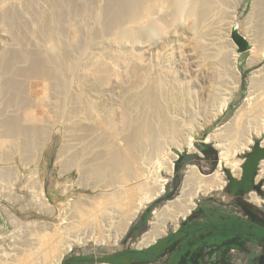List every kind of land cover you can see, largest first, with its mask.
Masks as SVG:
<instances>
[{
	"label": "bare ground",
	"instance_id": "6f19581e",
	"mask_svg": "<svg viewBox=\"0 0 264 264\" xmlns=\"http://www.w3.org/2000/svg\"><path fill=\"white\" fill-rule=\"evenodd\" d=\"M221 2L229 7L227 13L232 21L228 23L232 28L237 19L233 13L236 11L234 9H237L238 0H0V72H11L10 76L14 77L15 73L20 77L19 79L16 76V79H19L17 81L7 80L8 82L0 87V99L2 100V93L10 90V94L3 95L6 98L9 95L6 100L9 108L25 106L32 110L33 105L26 94L24 95L25 88L28 85L31 89L39 86L42 94L47 97L52 93L64 96L65 105L72 100L78 109H95L98 104L87 100L86 87L91 86L93 81L96 82V87H105L112 74L101 63V59H96L97 61H92L91 64V60L89 61L92 73L88 71L90 74H78V68L84 62L86 53L96 44L94 39L105 38L104 35H113L117 39L126 35L134 39H149L150 34L138 27L143 26L149 18L148 21L152 25L151 17L158 15L159 18L157 17L152 27L153 32L159 34L170 32L177 25L175 23L182 22L183 19L184 23L188 21L191 25L189 34L182 31L180 38L173 41L172 45L179 40L180 48L189 52L188 64L195 76L209 75L210 78L211 75L217 82L224 78L234 81V90L229 92L230 96L223 103L225 105L222 108L226 110L233 100V93L239 89L242 82L238 69L240 54L236 45L233 48L230 45V33L222 35L217 30L201 29L206 25L209 14L218 8ZM258 2L260 3L257 4V11L263 15L261 23L264 26V0ZM87 22L95 25L94 30H90L94 33L93 38L88 37L89 33L85 34V37L79 34L78 30L83 29ZM255 31V37L261 45L257 47V52L250 61L251 66L264 59V29ZM115 41L118 43V40ZM50 48L55 49L54 53H50L53 51ZM75 52L78 54L75 55ZM157 53H166L165 45ZM125 58L124 61L132 60L124 65L129 67V76L135 79L133 87L141 88L136 118L131 111H124L118 116L112 113L105 119L98 118L90 125H81L76 138V141H81V147L75 152L74 158L70 157L64 162L66 168L68 165L72 169L79 166L80 160L89 159L81 171L79 181L83 185L87 184L85 186L94 193L93 197L77 202L68 216H65L66 222L60 226L37 220L23 222L7 207H3L2 212L7 217L12 231L1 233L0 218V264H62L64 258L76 246L87 247L91 242L97 245L120 246L133 222L149 204L164 194L169 179L174 176V163L178 156L172 151V146L184 140L183 145L179 144L180 152L184 147L195 150L193 135L198 125L194 122L201 111L178 114L176 109L166 104L164 88L152 69L153 65L146 63L144 54L140 53L134 57L125 55ZM20 61H24L26 66H12L14 62ZM32 112L28 111L25 115L26 127L16 117L7 120L6 128L0 132V149L6 148V138L23 136L25 156L28 159L33 158L34 151L39 145L41 147L39 138L44 136L47 128L31 127V124L41 123V116ZM104 125H108L111 132L99 135V128H104ZM85 133L96 135L92 139L93 145L110 143L113 147L93 153L91 146L83 144ZM263 136L264 70H258L253 72L249 95L234 117L208 136L207 143H215L220 151L217 170L211 175H204L197 166H188L180 195L175 200L163 204L156 212L148 231L142 234L143 237L141 235L137 247H149L166 236L171 229H179L180 223L190 217L198 207L201 198L224 190L228 184L224 169L235 179H241L244 161L239 155L251 150L255 137ZM180 137L182 140L176 142ZM262 144L264 145V142ZM13 146L18 148L19 144L15 141ZM90 151L92 155L88 156ZM5 152L6 150L1 157L9 156V153ZM261 168L259 179L264 178V161ZM13 173V170L6 166L0 167L2 180L10 178ZM0 194L4 196L2 191ZM42 194L45 204L48 200L43 192ZM6 197L14 196L7 194ZM248 198L258 207L264 204V199L256 192L250 193ZM116 215L119 221L114 222L112 220ZM103 222L104 225L109 222V226L114 224L118 229L117 234L104 235L101 232Z\"/></svg>",
	"mask_w": 264,
	"mask_h": 264
},
{
	"label": "rangeland",
	"instance_id": "374dc122",
	"mask_svg": "<svg viewBox=\"0 0 264 264\" xmlns=\"http://www.w3.org/2000/svg\"><path fill=\"white\" fill-rule=\"evenodd\" d=\"M258 3H260L258 0H250L248 3H246V0H238V3L236 2L237 9H234L236 11L233 13V16L236 15L237 19L235 20V23L232 24V28H230L228 22L232 20L229 13H227L229 7L221 2L220 6L215 8V10L209 14L206 25L204 24L201 28L205 31L217 30L222 35L230 33L229 39L232 48L236 45L232 38V33L234 29H236L238 34L247 38V40L253 45L250 53H244L238 57V69L241 73L242 82L239 89L233 93V100L227 105L226 110L222 108L225 105L223 103H225L224 100H227L230 96L229 92H233L234 81L231 78H224V80L217 82L214 77H211V75L210 78L209 75L206 77L195 76L193 69L188 64L190 62L189 52L180 48L179 40L176 44L172 45L173 41L180 38L179 35L182 31H186L189 34L191 25L188 21L184 23L183 19L182 22L175 23V25H177H174L175 27H173V30L170 32L159 34L157 32H153L152 27L154 26L157 17L159 18L158 15L153 16L156 18L151 17L150 22H152V25L148 21L150 19L149 18L145 21V24L143 23L145 26L141 25L138 27V29L141 28L142 31L144 30V32L150 34L151 37L149 39H134L130 35H126L118 39L113 35L112 37H110L111 35H104L103 37L105 38L94 39L96 44L86 53L84 62L78 68V74H90L88 72L91 71L89 61L91 60V64L92 61L95 62L96 59H101V63H103V65L107 67L112 74L109 83L106 84L107 86L105 85V87L103 86L101 88L96 87V82L93 81L94 78L91 76L93 82L91 86L86 87V90L88 89L86 91V96L87 100L94 101L98 104L95 109H78L72 100L65 105L64 96H58L52 93L49 97H47L42 94L41 87L38 86L37 88H32V90L29 85L26 86V92L24 95L26 94L28 97L27 99H29L31 105H33L32 110L25 108V106H10L9 108L6 103L9 95L7 98L4 96L5 94L7 96V94H10L11 92L10 90H7L6 93H2V100L4 102L0 99V105L2 102L1 106L3 108H0V132L6 128V122L10 117L18 118L21 121V124L26 127L27 125L24 124L25 115H27L28 111H33L32 113L41 116V123L31 124V127H45V129L47 128L45 131L47 134L44 133L43 137L40 136L39 142H41V147L39 145V148H37L38 150L36 149L34 151L33 158L29 157L28 159V157L25 156L23 136L6 138L5 141H8L6 143V148L0 149V151H2L0 153V167L6 166L14 172L10 178L5 180L0 179V191L4 193L3 195L7 196V194H12L14 196L12 198H7L6 196L4 197L0 194L1 233L7 234L12 231V227L7 217L2 212L3 207H7L23 222L27 223L37 220L48 225L60 226L64 224L65 218L77 202H82L87 199V197H93L94 193L90 192L91 190L85 186L87 184L83 185L81 184V181H79L81 178L80 176H82L81 171L89 159L87 160V158H85L80 160L79 166H72L74 169H70L68 165L66 168V164L64 162H67L70 157L74 158L75 152L79 147H81V141H76L81 125L83 127L90 125L95 123L98 118L105 119V117L112 113L118 116V114H121L124 111H131L133 116L136 118L138 114L136 107L140 102L139 91L141 88L138 89L133 87L135 79H132L129 76V67L124 65L132 60H127L128 62L126 60L124 61V59H126L125 55L126 57H134L140 53L144 54L146 63H151L153 65L152 69L155 75L159 77L162 88H164L166 104L176 109L178 114H192L194 112L201 111L199 112L200 114L198 117H195L194 122L195 125H198V128H196V132L193 135L195 150H190L189 148L184 147V149L180 152L178 148L181 144L183 145L184 140L180 141L182 138H177L176 142L179 140L180 145H173L175 147L172 146V151L178 156L174 163L175 171H177L178 174L169 179V182L165 187L164 194L152 205V210H159L163 204L175 200V198L180 195V189L182 188L184 176L188 166H197L204 175H211L214 173L219 165L220 151L216 147L215 143H207L208 136L214 133L218 128L226 125L234 117L238 108L242 106L249 95L250 79L253 72L264 70V59L255 65H250L251 59L257 52V47L261 45V43H258V38L255 37V29H258V31H260V29H264V26L261 23V17H263V15L259 14L257 11ZM93 6L96 7V4ZM93 25L94 24L92 22H87V27L84 25L83 29L78 30L79 34L81 33L83 37H85V34L87 35V33H89L88 37H95L93 31H90L91 29L94 30L95 25ZM87 29H89V31ZM115 40H118V43ZM182 43H184V41H182ZM164 45L166 53L158 54V50L161 49V47H164ZM50 49L53 50L50 53H54L55 49ZM101 49L103 51H101ZM236 50L238 52V47ZM76 54L78 53L75 52V55ZM118 57L123 64L119 62L118 59L116 60ZM103 60H105V62ZM23 63L25 62H14L12 66L22 68V65L26 66V64ZM12 73L14 72L12 71ZM2 74L4 78H1ZM10 74L11 72L8 74L0 72V80L2 79L0 81V87H2V85L9 80L17 81L20 79V77L15 75V73L13 75L15 79L12 75L10 76ZM16 76L19 79H16ZM244 85H246L245 93L243 91ZM36 98H38L39 101ZM61 100L63 101L61 102ZM36 104H38L39 107ZM64 105L66 108H64ZM203 106L205 108H202ZM104 126V128H99V135L111 132L108 125ZM95 137V134L90 135L89 133H85V141L83 143H87L91 146L93 153L102 152L105 149L113 147L110 143H96L93 145L92 139ZM15 141L19 144L18 148H14L13 146ZM254 142H264V136L261 138L255 137ZM203 146L212 147V149L217 152V155L206 157L199 148ZM253 148V146L250 147L251 150H253ZM8 149L9 151L7 152ZM5 150V154L9 153V156L1 157ZM36 151L38 152L36 153ZM92 152L90 151L88 156H91ZM248 154L249 151H245L239 155V158L245 162ZM182 156H197L198 158L184 160L179 164ZM226 170L227 169L223 170L225 174ZM261 171L262 168L260 165L256 176L257 184L254 192L264 199V178L259 179V172ZM163 177L167 178L165 175H163ZM42 192L48 200L45 204L42 200ZM169 194H172L171 198L166 197V195ZM237 201H242L250 205L253 211L260 215V217L264 220V204L261 207H258L249 201L248 195L240 194L238 196H231L229 192L224 189L220 192H216V194L212 196L201 198L198 202V207L190 217L180 223L179 229H171L168 234L160 240H165L175 234L177 235L180 229L187 223L188 228H198L200 229L201 234H204L210 227L207 222L211 221L210 219L215 217V212L227 215L236 214L244 217L243 211H240L236 207ZM152 210L150 212H152ZM140 217H142V213ZM112 221H119L117 215ZM137 221L138 218L133 222L130 229L134 227ZM192 221L203 224L198 226V224ZM104 223L105 222L102 223L101 231L104 235L117 234L118 229L114 226V224L109 226V222H106L107 224L105 225ZM127 235L118 247H114L113 244H110L109 246L98 244V246L94 242H91L87 247L83 248L76 246L73 251L64 258L62 264H109L103 262L102 260L126 251L128 247V244L125 243ZM135 247H137V245H135ZM161 247L158 248V252L161 251ZM228 255L230 257L231 264H258V261L264 258V249L257 244L247 242L242 245L241 249L232 250ZM165 263L166 262L164 260H161L152 264Z\"/></svg>",
	"mask_w": 264,
	"mask_h": 264
},
{
	"label": "trees",
	"instance_id": "16d2710c",
	"mask_svg": "<svg viewBox=\"0 0 264 264\" xmlns=\"http://www.w3.org/2000/svg\"><path fill=\"white\" fill-rule=\"evenodd\" d=\"M243 91L245 93L246 85L243 86ZM199 148L206 157L217 155V152L210 146H203ZM193 158L198 157L182 156L179 164L181 161L183 162L184 160H191ZM166 197L171 198L172 194L166 195ZM236 204V207L240 211H243L244 217L236 214L227 215L215 212L214 228L217 229L215 233L210 237L203 236L196 237V239H194L193 235H203L201 234L200 229L196 228L195 232L191 236L188 235L191 241L190 244H182L185 238L178 240L172 247L173 250H176V248L179 247L174 264H207V258L211 259L213 256V251L211 253H206L208 248H215V250H217L218 247L220 251L219 256L217 257L219 259V264H231L228 254L233 249H241L244 243L251 242L264 249V220L260 217V215L255 213L252 207L247 203L237 201ZM199 225L201 224H198V226ZM210 229L211 228L209 227L207 231ZM206 233L207 232L204 234ZM177 234H182V228ZM228 241H231V243ZM212 243H215V245L209 247V244ZM225 246H229L226 248L227 251ZM160 247L161 251L158 252V248ZM168 250L169 245L166 244L164 240H159L155 246L147 250L124 251L102 261L109 264H152L164 258ZM258 264H264V258L260 259Z\"/></svg>",
	"mask_w": 264,
	"mask_h": 264
},
{
	"label": "water",
	"instance_id": "95a60500",
	"mask_svg": "<svg viewBox=\"0 0 264 264\" xmlns=\"http://www.w3.org/2000/svg\"><path fill=\"white\" fill-rule=\"evenodd\" d=\"M232 38L234 43L238 47V54L249 53L252 49V44L247 40V38L241 36L234 29L232 33ZM263 143V142H262ZM262 143H254L253 150H249V154L246 157V161L243 164V174L241 179H235L231 176L230 172L226 170V176L228 184L225 188L231 196L249 195L254 192L256 187V176L259 171L260 165L264 161V145ZM178 172L175 171L174 175H177ZM158 200V199H157ZM155 200L149 204L146 209L138 217L137 223L130 229L128 235L125 239V243L128 244L126 251H143L147 250L158 243V239L154 244L149 247L140 249L135 247L137 245L141 235L148 231L152 220L155 217L157 209H153L152 205L157 201ZM152 210V212H150ZM195 211V210H194ZM191 216V215H190Z\"/></svg>",
	"mask_w": 264,
	"mask_h": 264
},
{
	"label": "crops",
	"instance_id": "0c3cea01",
	"mask_svg": "<svg viewBox=\"0 0 264 264\" xmlns=\"http://www.w3.org/2000/svg\"><path fill=\"white\" fill-rule=\"evenodd\" d=\"M250 0H246V3H248ZM247 219V218H246ZM211 221H209V222H207V223H209V225H210V230L209 231H207V233L206 234H203V235H193L194 236V239H196V237H210L211 235H213L214 233H215V231L217 230L216 228H214V221H215V219L214 218H212V219H210ZM192 222H194V223H196V224H203V223H199V222H196V221H192ZM187 225H188V223L186 224V225H184L183 227H182V234H175V235H173V236H171L170 238H166L164 241L166 242V244H168L169 245V250H168V252H167V254H166V256L164 257V258H162V259H160L159 261H161V260H164L166 263L165 264H169V261H172L173 263H175L174 262V260H175V257H176V253H177V251H178V249H179V247H177L176 248V250H173V245L178 241V240H180V239H184L185 238V240L182 242V244L183 243H185V244H190V237H188V235H192L194 232H195V229H190V228H188L187 227ZM212 231V232H211ZM229 243H231V241H228ZM184 245V244H183ZM215 245V243H212V244H209V247L210 246H214ZM155 246V245H154ZM233 250H235V249H233Z\"/></svg>",
	"mask_w": 264,
	"mask_h": 264
},
{
	"label": "flooded vegetation",
	"instance_id": "af4514ba",
	"mask_svg": "<svg viewBox=\"0 0 264 264\" xmlns=\"http://www.w3.org/2000/svg\"><path fill=\"white\" fill-rule=\"evenodd\" d=\"M229 246H225V249L227 247H229ZM213 249L208 248L206 250V253H211L213 251V256L211 257V259L210 258H207V260H206L207 261V264H219V259L217 257L219 256L220 251H219L218 247H217V250H215V248H213ZM169 264H174V263L172 261H169Z\"/></svg>",
	"mask_w": 264,
	"mask_h": 264
}]
</instances>
